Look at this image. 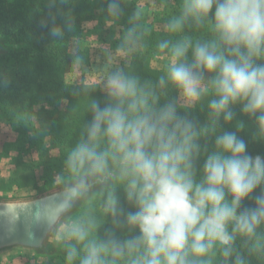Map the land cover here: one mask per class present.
<instances>
[{
  "label": "clouds",
  "instance_id": "obj_1",
  "mask_svg": "<svg viewBox=\"0 0 264 264\" xmlns=\"http://www.w3.org/2000/svg\"><path fill=\"white\" fill-rule=\"evenodd\" d=\"M107 10L119 15L118 0H109ZM186 28L206 36L161 41L169 59L155 86L122 70L109 74L105 100L90 104L57 190L35 211L48 226L65 218L56 240L66 264L264 258V156L248 152L239 134L247 125L237 118L247 117L253 138L264 140V0H181L167 30ZM169 87L182 103L164 99ZM194 107L203 122L190 114ZM233 121L234 130H226ZM81 204L84 210L70 216ZM17 207L24 206L10 212ZM101 217L110 223L103 236Z\"/></svg>",
  "mask_w": 264,
  "mask_h": 264
},
{
  "label": "trees",
  "instance_id": "obj_2",
  "mask_svg": "<svg viewBox=\"0 0 264 264\" xmlns=\"http://www.w3.org/2000/svg\"><path fill=\"white\" fill-rule=\"evenodd\" d=\"M141 1L118 0L120 12L113 16L107 10L109 0H0V120L15 133L11 144L15 170L0 185L21 186V177L28 178L36 188L53 185L56 174L63 171L67 153L78 142L90 119V104L105 100L99 84L65 80L66 73L81 61L78 52L70 51L68 42L82 36L84 22L103 18L109 23L108 28L96 26L95 30L108 33L109 37L117 36L115 41L119 37L121 42L128 40L137 46L122 71L137 77L147 87L155 86L165 75L167 64L151 66L157 55L169 58L167 51L158 49L161 41L175 42L185 35L206 36L204 30L186 28L181 33L167 30L168 21L179 14L181 0ZM53 27L60 29L59 35L53 34ZM130 29H134L131 40ZM166 91L164 99L182 103L174 88ZM63 101L64 106L59 108ZM190 114L201 122L205 118L199 107L191 109ZM237 118L247 125L239 134L247 142L248 152L264 156V140L253 138L252 122L239 112ZM234 124L235 121L224 127L234 130ZM118 193L122 199V190ZM244 205L252 206V201L246 200ZM83 210L82 204L74 216ZM109 228V218L101 217L98 235L103 236ZM57 245L52 254L32 256L33 264H66V249L61 243ZM40 257L43 259L38 260ZM250 260L251 264H264V258Z\"/></svg>",
  "mask_w": 264,
  "mask_h": 264
},
{
  "label": "rangeland",
  "instance_id": "obj_3",
  "mask_svg": "<svg viewBox=\"0 0 264 264\" xmlns=\"http://www.w3.org/2000/svg\"><path fill=\"white\" fill-rule=\"evenodd\" d=\"M147 1L149 0H142L141 2L146 3ZM96 26L107 29L109 23L100 17L93 21L84 22L82 36L68 42L70 51L78 52L81 61L72 71L66 73L65 80L72 83L80 81L84 83H97L104 92V84L109 74L126 67L134 50L133 48L137 46L128 40L121 42L119 37L115 41L117 36L109 37L108 33L105 32L101 34L100 30H95ZM168 59L165 55H157L151 60V66L155 68L161 67L163 64L168 63ZM63 106L64 101L59 105V108ZM14 141L15 133L12 127L0 120V182L2 179H7L15 170L14 161L11 158L15 155V151L11 145ZM25 159H27L26 156ZM60 174L57 173L56 177ZM21 178L19 180L22 183L21 186L17 185V183L0 185V197L30 196L49 187L56 186L54 183L50 186L36 188L31 182L27 181L29 180L28 178ZM70 216H74V214ZM56 235L53 242V250L50 252L51 254L57 250ZM36 255L29 252L13 251L0 256V264H33L35 260L31 257ZM43 255L49 254L44 253ZM41 259L43 258L40 257L38 260Z\"/></svg>",
  "mask_w": 264,
  "mask_h": 264
},
{
  "label": "water",
  "instance_id": "obj_4",
  "mask_svg": "<svg viewBox=\"0 0 264 264\" xmlns=\"http://www.w3.org/2000/svg\"><path fill=\"white\" fill-rule=\"evenodd\" d=\"M56 190L57 187L53 186L30 196L0 197V256L13 251L44 254L53 250L59 224L65 218L48 226L38 223L34 218V213L39 205ZM81 205H78L71 214ZM10 206L24 207L22 210L17 207L16 212L12 213L9 210Z\"/></svg>",
  "mask_w": 264,
  "mask_h": 264
}]
</instances>
